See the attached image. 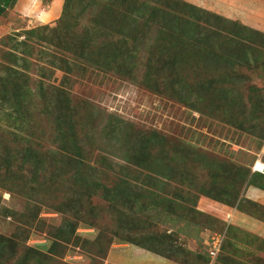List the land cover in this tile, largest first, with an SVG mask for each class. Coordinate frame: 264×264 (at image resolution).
Masks as SVG:
<instances>
[{
  "label": "rangeland",
  "instance_id": "rangeland-1",
  "mask_svg": "<svg viewBox=\"0 0 264 264\" xmlns=\"http://www.w3.org/2000/svg\"><path fill=\"white\" fill-rule=\"evenodd\" d=\"M184 1L196 8L194 12H229L235 16L229 20L264 34V0ZM65 2L16 0L0 16V238L24 242L33 251L65 264H150L149 255L140 249L173 264H264V239L250 231L249 225L210 214L208 207L200 206L206 201L237 210L264 226V204L248 199L246 193L251 188L264 192L260 189L264 179L244 172L256 161L264 163V62L257 68L235 55L219 61L220 66H212L210 72L202 59H189L179 64L178 75L169 78L172 86L165 83V93H156L138 79L87 69L83 58L88 55H82L83 49L97 53L102 46L84 42L87 20L82 19L80 25L60 21ZM238 18L251 19L254 27ZM40 27L48 29L40 37L32 35ZM248 37L253 36L244 32L242 38ZM71 42L78 44L70 48ZM67 65L73 72L63 69ZM66 78L71 82L66 91L85 113L82 120L95 118V123L102 117L98 123L105 125L107 117L113 116L123 125L153 130L160 136L161 146L155 147L151 157L157 174L141 168L126 173L144 186L142 201L134 205L129 196L122 195L115 205L101 194L102 189L82 190L102 219L99 227L80 223L76 236L91 243L103 239L98 237L100 232L117 234L101 260L91 259L80 246L64 245L51 253L53 240L48 234L60 227L64 214L57 210L58 204L69 192L63 190L58 199L61 190L45 186L43 177L49 174L36 172L40 161L35 155L46 154L42 139L49 137L53 110L34 111L26 96L28 101L19 98L22 107L14 114L15 108H7L4 102L12 82H40L37 90L47 95L49 86L64 88L61 83ZM98 136L90 160L100 156L116 167L126 165L121 159L126 150L118 148L120 138L112 140L113 145L119 144L114 147ZM163 158L169 160L164 167L160 166ZM45 163L46 168L52 167ZM240 170L246 175L242 186ZM57 173L61 181L72 185L69 177L74 173L67 169ZM218 243L222 250L211 258V246ZM126 245L131 247L123 248Z\"/></svg>",
  "mask_w": 264,
  "mask_h": 264
},
{
  "label": "trees",
  "instance_id": "trees-1",
  "mask_svg": "<svg viewBox=\"0 0 264 264\" xmlns=\"http://www.w3.org/2000/svg\"><path fill=\"white\" fill-rule=\"evenodd\" d=\"M15 2L16 0H0V16ZM194 9L196 10L184 0H66L60 21L64 25L69 22L80 25L82 19L87 20L84 42L89 43L91 47H95L91 44L94 42H99L98 46H102V49L98 48L97 53L88 52V48L83 49L82 55H88L83 58L87 69L102 72L105 70L108 73L126 75L132 80L138 79V83L143 87L156 93H165V83L169 82L173 75H178L181 69L179 64L189 59H202L206 70L210 72L212 66H220L219 61L235 55L240 56L243 63L252 61L254 67L260 68L263 65L264 34L218 14L198 9L194 12ZM46 29L48 28H37L34 32L37 35H32L40 37ZM244 32H249L254 38H242ZM44 39H48V36ZM77 44L73 45L71 42L68 46L75 48ZM70 48L67 50H71ZM28 49L31 51L30 47ZM63 69L73 72L68 65ZM169 70L171 73H167ZM61 85L64 88L49 86L50 92L44 95L41 90H37L40 82H12L9 84L10 92L6 90L4 93V102L9 104L7 108H15L14 114L22 107L19 98L24 101L30 99L32 102L28 104L36 112L47 113L50 108L53 110L51 118L54 121L48 133L49 137L42 139L45 142L42 149L46 154L35 155L40 161V166L35 168L36 172L49 174L43 177L45 186L61 190L57 191L58 199L63 190L69 192L61 196L57 208L64 214L63 221L59 228L48 234L49 239L53 240L51 253H54L56 247L64 248V245L80 246V250L91 259L101 260L117 234L110 236L100 232L98 237L103 239H96L91 243L76 236L75 231L80 223L99 227L102 219L100 211L88 201V197L85 198L82 190L102 189L103 192L100 193L107 199L110 197L115 205L121 201L122 195L129 196L135 202L134 205L142 201L144 186L126 173H136V169L141 168L149 172L148 174H157L151 157L155 147L161 146L160 136L153 130L138 131L131 124L123 125L122 121L114 120L113 116L107 117L105 125L98 123L102 117L95 123V118L82 120L85 113L79 111L81 107L74 103L66 91V87L71 85L69 78L64 79ZM167 86L171 87L172 84L167 83ZM25 107L27 108V103ZM12 118L11 114L8 121ZM98 135H103L108 145L114 147L119 144L113 145L112 140L120 138L121 145L118 148L126 150V156L121 158L126 165L116 167L100 156L94 161L90 160L88 155H92ZM45 161L52 163L50 165L54 172L50 173L51 168H46ZM161 162L160 166L164 167L168 165L169 160L163 158ZM28 163L31 167V162ZM182 164L187 166L184 160ZM62 169L74 173L69 177L72 185L61 181L62 178L57 172ZM242 172L240 170L238 173L241 186L250 172L257 178L264 179L263 175L252 172L251 167L244 171L245 176H242ZM260 189L264 190V187L260 186ZM234 202L235 199L232 198L230 203ZM40 224L44 226L43 223ZM126 242L149 250L141 243L138 244L139 242ZM0 264L65 263L33 251L26 247L24 242L3 237L0 238Z\"/></svg>",
  "mask_w": 264,
  "mask_h": 264
},
{
  "label": "crops",
  "instance_id": "crops-1",
  "mask_svg": "<svg viewBox=\"0 0 264 264\" xmlns=\"http://www.w3.org/2000/svg\"><path fill=\"white\" fill-rule=\"evenodd\" d=\"M190 2H193V3H197L200 4L201 3V0H188ZM196 1V2H195ZM222 1H226V0H222ZM214 3H218L217 1H215ZM222 3V2H220ZM208 7V6H206ZM229 8L227 7V10ZM25 10L27 11L28 8H25ZM234 11V10H233ZM219 15H222L223 17L225 18H228L230 19V17H235L233 16V14H229V12H218ZM237 18V17H236ZM240 19V21L245 24V25H248L246 23V20L249 22V26L250 27H254L252 24H250V22H252L251 19H248V18H238ZM257 25H259V23H256ZM247 193V198L248 199H252L254 201H257V202H260L262 204H264V192L261 191V190H257V189H248L246 191ZM200 206H202L204 209H207L208 213L210 214H215V215H218L219 217H223L224 219H231L233 222L235 221L236 224L237 222H240V223H243L242 225H249V228L251 229L250 231H252L253 233H256L258 235L261 236V238L264 239V226L261 227L258 222L256 223L255 221H252V220H248L247 218L243 217L242 215L238 214L237 210H233V209H229L227 207H222V206H219V205H216L214 203H210V202H200ZM241 225V224H240ZM244 227V226H243ZM128 247H131L129 245H126L125 249H127ZM120 249V248H119ZM137 250H139V248H136ZM113 250V249H112ZM140 251L146 253L147 255H149V261H150V264H173L169 261H167L166 259L162 258V257H159V256H156L152 253H149L145 250H142L140 249Z\"/></svg>",
  "mask_w": 264,
  "mask_h": 264
},
{
  "label": "built area",
  "instance_id": "built-area-1",
  "mask_svg": "<svg viewBox=\"0 0 264 264\" xmlns=\"http://www.w3.org/2000/svg\"><path fill=\"white\" fill-rule=\"evenodd\" d=\"M251 171L254 173H258L264 176V163L260 162V161H256L255 163H253V165L251 166ZM220 249V245L218 244H214L211 246V250L209 252V255L211 256V258H215L216 255L218 254Z\"/></svg>",
  "mask_w": 264,
  "mask_h": 264
}]
</instances>
